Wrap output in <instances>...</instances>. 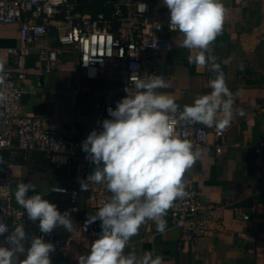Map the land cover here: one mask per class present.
<instances>
[{
	"label": "crops",
	"instance_id": "obj_1",
	"mask_svg": "<svg viewBox=\"0 0 264 264\" xmlns=\"http://www.w3.org/2000/svg\"><path fill=\"white\" fill-rule=\"evenodd\" d=\"M75 1L87 10L96 2ZM148 2L153 20L169 21V10L162 0ZM223 3L226 8L223 29L210 49L234 98V115L230 126L226 127L228 145L220 155L213 150L203 152L184 176L185 191L195 190L200 199L215 205V225L203 235L186 239L182 226L170 221L168 211L166 230L157 232L155 223L147 221L131 238L125 254L135 250L141 255L144 251L154 250L163 256L165 264H264V149L261 153L255 151V146L264 140V0H223ZM165 36L170 41L169 49L150 55L145 70L167 78L171 86L159 91L183 107L192 104L197 95L211 91L208 80L212 77L206 69L198 70L188 63L190 52L181 46L179 32ZM56 43V33L52 32L32 48L23 68H18L15 56L7 53L8 47L16 48L21 44L18 28L1 25L0 61L25 89L21 101L24 114L38 117L48 127L71 137H83L93 120L94 103L114 100L118 94L110 90L99 91L98 98L86 109L87 118L82 117L81 101H85V94H95L96 89L93 83L76 84L71 70L76 69L86 82L99 78L81 73L78 54L73 50L63 51L58 65L51 72H45L38 60V46H55ZM118 74L125 76L123 72ZM240 110L244 112L243 116L238 114ZM3 157L10 159L7 153H3ZM3 174L14 179L13 201L19 208L14 198L19 180L34 185L37 193H47L44 198L56 204L60 212L69 206L66 196L53 192L52 187L71 186L72 183L42 153H28L14 162L12 170L6 169ZM88 195L89 187H80L79 199L72 207V220L78 230L70 233L63 227L57 228L60 236L70 235L72 239L69 245L51 254V264H78L77 256L86 255L90 244L98 237L100 222L86 223L99 209L89 206ZM237 210L249 213L250 219L236 217ZM25 230L31 238V231L27 227Z\"/></svg>",
	"mask_w": 264,
	"mask_h": 264
},
{
	"label": "clouds",
	"instance_id": "obj_2",
	"mask_svg": "<svg viewBox=\"0 0 264 264\" xmlns=\"http://www.w3.org/2000/svg\"><path fill=\"white\" fill-rule=\"evenodd\" d=\"M162 4L169 10V29L181 34V46L190 52L188 63L211 74V91L197 95L192 104L181 109L174 98L159 91L171 86L164 76L141 78L135 71L137 66L132 65L136 94L125 89L127 95L114 109H107L110 118L99 121L100 130H92L82 141L85 159L95 165L93 174L81 182L82 188L91 181L105 186L111 197L88 217L86 223L100 222V232L88 253L77 256L78 264H165L163 256L154 250L141 255L135 250L125 254L124 250L147 221L154 222L157 232L163 233L168 210L188 195L184 176L202 157L203 149L181 138L173 125L179 120L223 130L234 115L233 94L210 49L223 29V0H162ZM4 70L0 61V74ZM3 83L0 78V85ZM6 100V93L0 91V103ZM238 114L243 116L244 112ZM46 194L19 180L14 198L28 220L39 222L41 233L50 234L58 227L70 233L77 231L70 213H61L56 204L44 198ZM0 236H5L0 244V264H51L55 245L43 236L30 238L22 222L13 224L10 231L0 217Z\"/></svg>",
	"mask_w": 264,
	"mask_h": 264
},
{
	"label": "built area",
	"instance_id": "obj_3",
	"mask_svg": "<svg viewBox=\"0 0 264 264\" xmlns=\"http://www.w3.org/2000/svg\"><path fill=\"white\" fill-rule=\"evenodd\" d=\"M107 4L111 6L109 13L99 12L93 16L79 12L75 0H0V26L16 25L21 39L16 48H7L8 55L15 56L18 68H23L25 58L39 41L55 32V46H38V60L45 72H51L58 65L63 51L73 50L78 54V67L83 75L110 80V91L118 94L111 101H96L87 133L83 137H71L48 127L38 117L24 114L21 101L25 89L9 70L0 74L4 81L0 91L7 95V100L0 103V217L9 224L10 231L13 224L22 222L32 236H43L45 241L55 245L56 251L69 245L72 237L60 236L57 228L47 235L41 233L39 222L28 220L27 214L23 215V210L14 204V179L4 175L3 171L12 170L14 162L28 153H43L72 183L71 186H54L52 191L54 188L64 190L53 192L66 196L69 206L61 213L68 211L73 219L72 207L79 199L81 182L87 181L95 170V165L85 159L82 141L92 130H100L99 121L110 118L107 109H114L116 102L127 95L125 89L129 94H136L132 65L137 66L135 71L141 78L155 75L145 70V63L150 55L167 51L170 41L165 34L175 33L169 29L168 21L151 18L148 0H107ZM121 72L125 73L124 77L119 76ZM173 127L176 134L203 152L213 150L220 155L228 145L226 128L217 130L179 120ZM263 149L264 140H261L255 151L261 153ZM3 153H7L10 159L5 160ZM83 186L89 187L88 204L91 208L101 207L111 197L103 185L88 181ZM186 192L188 195L176 200L168 211L170 221L182 226L183 237L191 240L214 227L216 208L200 199L197 191ZM235 214L243 220L250 219V214L242 210ZM5 236H0V244L5 242Z\"/></svg>",
	"mask_w": 264,
	"mask_h": 264
},
{
	"label": "rangeland",
	"instance_id": "obj_4",
	"mask_svg": "<svg viewBox=\"0 0 264 264\" xmlns=\"http://www.w3.org/2000/svg\"><path fill=\"white\" fill-rule=\"evenodd\" d=\"M71 73H72V76H73V79H74V82L77 84V83H82L84 82V84H94V89H96V92L95 94L94 93H89V94H85L84 98H85V101L84 99L81 101V108L83 109V114L81 115L82 117L85 116L87 118V116L85 115L86 114V109H88L89 107V104L92 102L95 101L96 98H98V93L99 91L101 90H104L106 92H108L110 90L109 86L111 84V81L108 80V79H105L103 77H99V79H95V80H90L88 82H86V80L84 79L85 77L78 74L76 72V69L75 70H71ZM95 83H98L97 86L95 85ZM83 102V103H82Z\"/></svg>",
	"mask_w": 264,
	"mask_h": 264
},
{
	"label": "trees",
	"instance_id": "obj_5",
	"mask_svg": "<svg viewBox=\"0 0 264 264\" xmlns=\"http://www.w3.org/2000/svg\"><path fill=\"white\" fill-rule=\"evenodd\" d=\"M78 11L81 13H90L94 16L99 12L109 13L111 11V6L107 4V0H96L95 6L93 8L87 10L85 7H80L78 5Z\"/></svg>",
	"mask_w": 264,
	"mask_h": 264
}]
</instances>
